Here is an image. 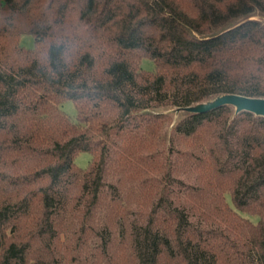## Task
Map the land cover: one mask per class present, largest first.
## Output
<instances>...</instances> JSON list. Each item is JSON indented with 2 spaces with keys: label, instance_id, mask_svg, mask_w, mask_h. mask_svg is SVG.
<instances>
[{
  "label": "trees",
  "instance_id": "obj_1",
  "mask_svg": "<svg viewBox=\"0 0 264 264\" xmlns=\"http://www.w3.org/2000/svg\"><path fill=\"white\" fill-rule=\"evenodd\" d=\"M255 9L264 0H0V264H264V117L223 105L168 136L156 112L264 96V24L219 33ZM181 171L192 182L174 200Z\"/></svg>",
  "mask_w": 264,
  "mask_h": 264
},
{
  "label": "water",
  "instance_id": "obj_2",
  "mask_svg": "<svg viewBox=\"0 0 264 264\" xmlns=\"http://www.w3.org/2000/svg\"><path fill=\"white\" fill-rule=\"evenodd\" d=\"M249 20L258 21L264 24V12L260 11L259 9H255L252 12L244 14L239 18L235 19L227 27L220 30L219 33ZM223 105H227L231 108V117H234L244 111L250 112L255 116L264 117V96H250L234 92L216 93L212 96H209L207 98L193 102L188 105L169 106L161 108L156 112L171 114L173 116V119L171 121L170 128H172V126L180 118L186 115L204 113Z\"/></svg>",
  "mask_w": 264,
  "mask_h": 264
},
{
  "label": "rangeland",
  "instance_id": "obj_3",
  "mask_svg": "<svg viewBox=\"0 0 264 264\" xmlns=\"http://www.w3.org/2000/svg\"><path fill=\"white\" fill-rule=\"evenodd\" d=\"M18 43L21 46H24L25 48H31L34 45V37L31 34L23 33L20 35ZM140 67H142L146 70H152V69H154V63L149 57H143L140 60ZM62 109L65 111V113L71 119H73V120L75 119V108H74V104L71 100L65 101L62 104ZM169 116L171 117V121H172L173 116L171 114H169ZM170 132H171V128L169 125L168 132H167L168 136H169ZM89 160H90V154L86 151H80L74 157L75 163L82 168L87 166ZM176 178L179 179L180 181L174 182L171 185V189H172L171 192L173 194L174 200L183 199L185 196L184 193L186 191L185 185L191 183L192 179H191V177L189 178V176L183 171L177 173ZM109 184L117 186V188H116L117 191L121 190V192H122V189H123V192L125 191V193L127 191L125 189L124 185L122 184V182L118 181L116 178L108 179L107 189L109 192H111V190H113V189L111 187H108ZM119 227L122 231V226L120 225Z\"/></svg>",
  "mask_w": 264,
  "mask_h": 264
}]
</instances>
